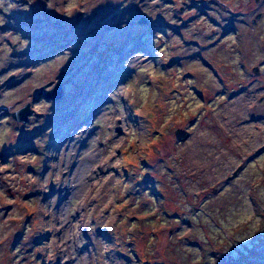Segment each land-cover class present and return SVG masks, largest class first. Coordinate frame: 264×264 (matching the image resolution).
<instances>
[{
	"label": "rangeland",
	"instance_id": "1",
	"mask_svg": "<svg viewBox=\"0 0 264 264\" xmlns=\"http://www.w3.org/2000/svg\"><path fill=\"white\" fill-rule=\"evenodd\" d=\"M0 21V264H264V0H0Z\"/></svg>",
	"mask_w": 264,
	"mask_h": 264
},
{
	"label": "flooded vegetation",
	"instance_id": "2",
	"mask_svg": "<svg viewBox=\"0 0 264 264\" xmlns=\"http://www.w3.org/2000/svg\"><path fill=\"white\" fill-rule=\"evenodd\" d=\"M85 16H84V15ZM82 14V16H83V18H84V20H86V23L87 24H89L90 22H91V19L94 17V14H92L88 19H87V15H86V13H83ZM82 16L81 17H79V18H82ZM101 20V19H100ZM146 22V20L144 19V22L143 23H145ZM86 27V26H85ZM85 27L82 29V30H84L85 29ZM74 36V35H73ZM73 39V38H72ZM58 49H61V48H58ZM58 49H56V50H58ZM55 50V51H56ZM54 50L53 51H49V52H47L46 54H43L42 56H41V58H44V57H46V56H48V55H50L51 53H53V52H55ZM33 60H35V59H33ZM32 62L33 61H30L29 63H27L26 65H31L32 64ZM63 73V75L65 74V72H62ZM42 92H47L46 90H40L39 91V95L42 97L43 95L41 94ZM44 97V96H43ZM54 103H56V102H54ZM26 108V109H25ZM25 109V110H24ZM21 110H23V111H21L20 113H19V115H18V117H19V119H20V117H23V118H21V121H22V123H25V122H27L28 121V118H27V116H29V115H31V113L32 114H34V112H33V110H31V107L29 106V105H27V106H25L23 109H21ZM17 111H15V112H10L9 113V116H10V118L14 121V122H18L19 120L18 119H16V118H14V114H17L16 113ZM25 114H26V116H25ZM25 117V118H24Z\"/></svg>",
	"mask_w": 264,
	"mask_h": 264
},
{
	"label": "water",
	"instance_id": "3",
	"mask_svg": "<svg viewBox=\"0 0 264 264\" xmlns=\"http://www.w3.org/2000/svg\"><path fill=\"white\" fill-rule=\"evenodd\" d=\"M254 1H257V0H254ZM141 22H144V20H141ZM61 87L59 84H57L54 89H52L50 92H42L41 94L45 97V98H51V100L53 99H58L60 96H61ZM24 112V111H23ZM19 113L17 114H14V118L16 119H19L18 117ZM175 136H176V139L177 140H180V141H183L185 140L187 134L182 131V130H179L175 133ZM264 150V147H262L261 149L257 150V153H259L260 151H263Z\"/></svg>",
	"mask_w": 264,
	"mask_h": 264
},
{
	"label": "clouds",
	"instance_id": "4",
	"mask_svg": "<svg viewBox=\"0 0 264 264\" xmlns=\"http://www.w3.org/2000/svg\"><path fill=\"white\" fill-rule=\"evenodd\" d=\"M0 23H2V21H0Z\"/></svg>",
	"mask_w": 264,
	"mask_h": 264
}]
</instances>
